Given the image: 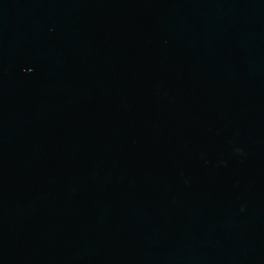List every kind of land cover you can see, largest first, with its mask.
I'll list each match as a JSON object with an SVG mask.
<instances>
[{
    "label": "water",
    "instance_id": "1",
    "mask_svg": "<svg viewBox=\"0 0 264 264\" xmlns=\"http://www.w3.org/2000/svg\"><path fill=\"white\" fill-rule=\"evenodd\" d=\"M0 264H264V0H0Z\"/></svg>",
    "mask_w": 264,
    "mask_h": 264
}]
</instances>
